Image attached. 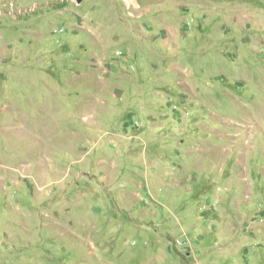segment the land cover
<instances>
[{
    "label": "rangeland",
    "instance_id": "rangeland-1",
    "mask_svg": "<svg viewBox=\"0 0 264 264\" xmlns=\"http://www.w3.org/2000/svg\"><path fill=\"white\" fill-rule=\"evenodd\" d=\"M0 264H264V0H0Z\"/></svg>",
    "mask_w": 264,
    "mask_h": 264
},
{
    "label": "water",
    "instance_id": "water-1",
    "mask_svg": "<svg viewBox=\"0 0 264 264\" xmlns=\"http://www.w3.org/2000/svg\"><path fill=\"white\" fill-rule=\"evenodd\" d=\"M77 3L81 2L82 0H75Z\"/></svg>",
    "mask_w": 264,
    "mask_h": 264
}]
</instances>
